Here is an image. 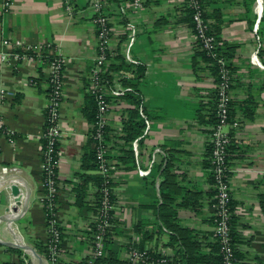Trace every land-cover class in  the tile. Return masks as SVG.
Returning a JSON list of instances; mask_svg holds the SVG:
<instances>
[{
    "label": "crops",
    "instance_id": "1",
    "mask_svg": "<svg viewBox=\"0 0 264 264\" xmlns=\"http://www.w3.org/2000/svg\"><path fill=\"white\" fill-rule=\"evenodd\" d=\"M109 2L110 46L115 55L121 53L128 23L127 16L116 10L123 6L137 25L132 53L141 62L143 75L134 79L135 89L129 93L142 102L150 120L148 135L139 141L141 167L149 165L153 148L162 151L154 155L148 175L140 176L133 153V161L116 157L123 154L122 139L109 147V156L116 163L113 187L118 242L135 232L143 244H162L174 257L182 255L187 264H213L208 260L217 254L212 253L217 244L212 236L214 190L207 158L211 123L198 114L208 110L215 78L204 61L194 58L197 45L184 10L185 0H145L136 12L131 0ZM66 5L65 0H13L10 10L4 12L0 0V90H4L0 98V183L18 177L29 190L28 205L21 216L25 186L13 181L23 199L10 213L5 212L13 202L10 190H0L2 263L45 264L40 150L47 84L42 80L37 87L30 81L40 74L45 77L46 66L37 57L1 59L12 50L34 46L46 48L49 54L57 51L64 60L55 212L62 231L60 264L83 263L89 252L86 236L78 233L84 225V206L74 203L73 182L77 173L96 174L95 169L81 167L84 153L93 150L88 136L91 123L82 114L81 105L89 93L87 74L94 64L96 30L86 0H72L71 14ZM202 5L220 45L233 48L229 112L239 124L226 130L231 136L228 179L235 264H264V212L260 205V194L264 193V0H202ZM253 54L256 62L251 60ZM121 72L124 76L129 73ZM111 100L108 130L110 135L121 136L126 110L134 104L125 96ZM162 193H168L172 200L166 202ZM163 202L167 203L162 210L166 223L185 229L189 239L159 217ZM23 246L30 248L29 254ZM115 251L117 261L113 264H123L122 249Z\"/></svg>",
    "mask_w": 264,
    "mask_h": 264
},
{
    "label": "built area",
    "instance_id": "2",
    "mask_svg": "<svg viewBox=\"0 0 264 264\" xmlns=\"http://www.w3.org/2000/svg\"><path fill=\"white\" fill-rule=\"evenodd\" d=\"M65 1L67 2L66 10L71 14V2L70 0ZM86 1L93 11V22L96 30L94 64L87 74V90L95 95L96 109L94 121L91 124V131L88 136L91 138L95 157V173L103 177V184L99 190L96 187L89 189L86 195L85 206L83 207L82 213L84 225L82 230H78L79 234L82 233L86 236L89 249L83 264H104L99 261L108 256V246L114 250L113 245H115L116 249H122L123 264H187L182 255L181 257H174L171 250L162 244L154 245L150 242H144L143 244L140 235L135 232H130L127 239L118 242L115 215L116 202L113 187V172L116 163L114 159L109 156V147H111L113 139H108L106 137V135L110 136V131H107L109 125L108 114L114 103L111 99L121 98L129 92H133V88L129 84H123V82H121L123 77L129 78V74L124 76L119 72L109 71V61L116 54L110 46L112 23V18L110 16L111 2H109V0ZM144 1L145 0H131L130 6L133 11L136 12L141 9ZM12 4L13 0H2V9L4 12L9 11ZM185 4L193 10L192 19L194 24L193 34L195 43L199 42L200 45L198 47L200 49H205L209 52L212 51L215 47L216 39L215 36L210 33L209 20L203 17L201 1L185 0ZM116 11L128 18L126 36L121 43V53L132 69H136L137 66L141 64L139 59L135 58L132 53V46L137 35L136 21L132 20L131 15L126 12L123 6H120ZM25 50L31 51L34 55L31 56L27 53L19 54L12 50L8 54H2L1 59H7L8 56L12 57L14 60H18L22 57H37V60L41 64H45V75L48 78V82L52 84L50 94L45 104L46 126L42 132L45 143L40 150L41 188L43 191L42 204L46 227V239L44 242L46 250L43 253V258L45 264H60L62 231L57 223L58 221L55 213L58 195L56 167L60 151L55 150L54 147L61 137L58 121L60 116L59 107L63 97L62 72L64 60L57 51L50 53L52 56L51 59L45 60L41 55V47H27ZM213 55L215 54L213 53ZM251 60L253 62L257 61L255 54L252 55ZM216 63L219 64L218 80L215 81L214 86L216 119L209 127L208 144H210L211 149L207 156L210 164V176L212 177L211 186L214 190L211 201L213 216L215 218L212 236L219 246L220 264H235L236 247L230 230L232 216L230 207L232 196L228 179L230 168L227 161L228 145L231 141V136L226 130V127L230 125L232 128H236L239 123L232 119L229 114V104L231 101V73L226 67L223 58L218 57ZM107 73L108 75H112V77L106 78L105 75ZM1 97H4V90L2 89L0 90V98ZM134 108L137 110L139 118L143 121V128L141 133L131 141L130 146L138 174L140 176H146L150 172L154 155L156 153H162V151L158 147L153 148V156L149 165L145 168L141 167L139 161V141L145 139L148 135L150 120L144 111L141 101H138L137 104L134 105ZM1 128L2 123L0 120V129ZM11 170L13 171L15 168H11ZM74 179L73 183L75 185L79 180L77 177ZM161 228L163 231L169 232L164 227L161 226ZM23 248L24 251L29 254L30 248H26V246H23ZM0 264L5 263L0 262Z\"/></svg>",
    "mask_w": 264,
    "mask_h": 264
},
{
    "label": "trees",
    "instance_id": "3",
    "mask_svg": "<svg viewBox=\"0 0 264 264\" xmlns=\"http://www.w3.org/2000/svg\"><path fill=\"white\" fill-rule=\"evenodd\" d=\"M200 1L202 4V0H200ZM70 2H72V0H70ZM202 8H203V5H202ZM184 10L186 11V14L189 18L192 30H194V24H193V19H192L193 10L188 5L185 6ZM203 17L208 19L206 16V13L204 12V8H203ZM214 30L215 29H212L210 26V33L213 34L215 36V39H216L215 47L213 48V50L209 52L208 50L200 49L198 47L200 45L199 42H196L197 51L194 54V58L197 59L198 61H199V59L204 61L207 64L206 69L214 76L215 81H217L218 75H219V64L216 63V60L218 57L223 58L225 61L226 67L228 68L229 72L231 73V65L229 63V59L232 57L233 48H232V46H229V45L228 46H221L219 40L217 39V36H216ZM216 31H218V26L216 27ZM13 51L16 53H19V54L27 53L28 55H31V56L34 55L31 51H26L25 49H21V50L15 49ZM213 53L215 55H213ZM41 55L43 56V58L45 60L52 58V56L47 52L46 48H41ZM198 61H196L195 63L197 64ZM196 69H199V68L196 67ZM109 71L110 72L111 71L116 72V73L121 72V71H123V73L129 72L128 74L130 75V79L123 77L121 79V82H123V84H129L134 89L136 86L135 80L140 79V77L143 75V70H142L141 66H137L136 69H132L130 64H128L125 61L123 54H121V53H119L113 57V60L111 61V64L109 65ZM105 77L111 78L112 75H108V73H107L105 75ZM42 80L45 81L47 84V86L45 88V92H46V98H48L50 91H51L52 84L50 82H48V78L46 77V75L44 77L43 74H40L36 78H31L30 82L32 84H35L37 87H39L40 82ZM125 98L128 99L134 105H136L138 100H139L134 93H127V95H125ZM61 102H62V99H61ZM215 106H216V103H215V92H214L213 93V99L209 104L207 112L202 114V115L198 114L199 115L198 117L206 116V121H209L211 124L214 123L215 119H216ZM229 106H230V104H229ZM95 109H96L95 95L93 93L89 92V93L85 94L84 101L81 105V112L91 124L94 121ZM229 114H230V112H229ZM124 117L125 118H123V122H122V134H121V136H118V135L116 136L114 134L113 135L111 134L110 136L106 135V137L108 139H113L112 143H114V144L116 143L117 139H122L123 143L125 144V148H123V150H122L123 156L121 154H118V155H116V157L118 158V160L120 158L125 157V162H128V161H133L130 143L135 137H137L141 133V130L143 128V121H142V119L139 118L138 112L135 108H128L126 110ZM45 126H46V113H45V109H44L43 130H44ZM107 131L109 132V130H107ZM89 139L91 141L90 137H89ZM44 143H45V139L42 137V145H44ZM230 145H231V141L228 145V148ZM54 149L59 151V142H57L55 144ZM210 149H211V146H210V144H208L207 156L210 153ZM227 161H228V156H227ZM208 163H209V161H208ZM81 167L85 170H87L89 168L90 169H96V163H95V157H94L93 150L84 153V155L82 156V160H81ZM76 176L80 179V181L73 188L74 195H75L74 196L75 197L74 203L76 206L82 207V206H85L86 195L90 189V186L93 185V187H96L99 190L103 184V177L100 176L99 174L90 175V174H86L85 172L84 173H77ZM210 178H211V182H212V177L210 176ZM174 190H181V188L174 187ZM186 192H188V191H186ZM196 194H198V193H195V195ZM163 196H164L163 198L165 199L166 202L167 201L169 202L172 200V198H170L168 193H166V194L164 193ZM193 201H195V199ZM166 202H163V204H160L159 208H158L159 217L164 219L163 221H165V224H167L166 220H165V212H163L162 210H164L166 208V206H167ZM195 204L196 203L193 202V206H195ZM260 205H261V208L264 212V193L260 194ZM230 207H231V203H230ZM167 226L172 227L179 235H182V236L184 235L187 239L190 238L187 235V232L185 231V229L177 227L175 224H172V223L167 224ZM173 226H175V227H173ZM230 230H231L232 239H233V241H235V237H234L235 235H234L233 228H232V216H231V221H230ZM216 244H217V242H216ZM45 250H46V247L43 244V252H45ZM107 250L109 251L108 256L102 258L99 262L104 263V264H113L114 261H117L116 256H115V255H117V251L112 250L111 247H109V246L107 247ZM213 252L214 253L217 252V254L214 257H212V259H208V260H212L213 264H220L218 244H217V248L215 249V251L212 250V253ZM83 263H80V264H83ZM5 264H11V263H5Z\"/></svg>",
    "mask_w": 264,
    "mask_h": 264
},
{
    "label": "water",
    "instance_id": "4",
    "mask_svg": "<svg viewBox=\"0 0 264 264\" xmlns=\"http://www.w3.org/2000/svg\"><path fill=\"white\" fill-rule=\"evenodd\" d=\"M13 181H16V183H20V184H23L26 188V195L24 196L25 197V200L21 206V200L23 199L22 198V195L21 193L19 192V188L17 187L16 184H14ZM23 180H21V178H14V177H9L8 179H4L3 182L0 183V190H2L3 188H7L10 190V193H11V196H12V199H13V202L11 204H9L6 208H5V212H9L12 210V211H15L17 210V206H21V209H20V216L25 212V209L28 205V198H29V190L26 186L25 183L22 182ZM8 217H12V216H8ZM18 217V216H17ZM16 217V218H17Z\"/></svg>",
    "mask_w": 264,
    "mask_h": 264
}]
</instances>
